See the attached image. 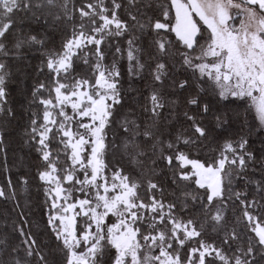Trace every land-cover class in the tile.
Masks as SVG:
<instances>
[{"label": "snow or ice", "instance_id": "snow-or-ice-1", "mask_svg": "<svg viewBox=\"0 0 264 264\" xmlns=\"http://www.w3.org/2000/svg\"><path fill=\"white\" fill-rule=\"evenodd\" d=\"M29 21L43 30H26ZM68 23L59 47H49V26L55 32ZM32 51L42 57L39 71L46 68L51 81L32 88L25 143L43 163L37 175L60 256L46 254L21 227L20 244L0 239V264H264V204L233 188L243 180L264 193V180L247 177L257 162L249 140L226 139L210 162L192 158L180 146L197 145L215 129L185 111L192 134H173L177 101L164 90L167 80L179 89L190 86L189 79H173L169 64L178 65L191 73L199 92L221 101L247 100L264 130V0H0V117L8 123L15 116L9 85ZM77 61L89 75L76 74ZM121 62L130 79L151 77L139 110L135 104L122 110ZM187 104L199 105L198 96ZM202 113H209L207 104ZM215 120L216 128L230 123L226 115ZM7 134L0 123V153ZM259 152L264 167V147ZM109 154L120 160L113 164ZM124 160L127 171L117 166ZM157 168L166 169L165 177L180 190L178 196L173 191L174 200H165L163 183L153 178ZM0 197L6 198L3 188ZM230 202L241 206L236 223L244 235L229 229ZM193 210L202 222L190 215ZM208 230L219 243L204 239Z\"/></svg>", "mask_w": 264, "mask_h": 264}, {"label": "trees", "instance_id": "trees-1", "mask_svg": "<svg viewBox=\"0 0 264 264\" xmlns=\"http://www.w3.org/2000/svg\"><path fill=\"white\" fill-rule=\"evenodd\" d=\"M76 3L79 4L80 0H76ZM27 24H31V28L26 27L28 31L37 28L43 30V26L35 25L30 21L26 22ZM70 29V23L61 24L55 32H52L49 26L47 32V35L51 38L49 47L58 48L61 39L69 33ZM149 42L150 37H145L146 49ZM145 58H147V54H145ZM41 60L42 57L38 52L27 53V59L22 62L26 67L18 74V78L14 79L9 85L8 107L14 111L15 116L11 118L10 123L4 117H0V123L6 127L8 133L4 153H0V188H3L6 192V198L0 197V239H7L13 245L20 244L21 237L17 229L22 227L25 233H31L35 236L38 244L46 254L51 251L59 259L60 253L57 242L48 226L49 207L45 203L44 185L37 175V172L42 170L43 163L39 159V154L35 151V148L25 143L28 139L26 131L29 128L32 111L28 105L32 88L40 82L50 83L51 81L46 68L44 72L39 71V68L42 67ZM110 61L111 57H108L107 62ZM169 69L175 81L190 80V86L185 89L173 87V80L165 82L164 90L166 94L170 99L177 101L175 112L170 121L173 134L179 132H183L186 136L192 134L191 122L183 115L185 111L195 115L197 120L202 122L206 128L215 129L207 140L198 142L194 146L181 145V149L189 152L192 158L210 162L218 155L219 147L226 139H238L244 135L249 140V150L253 151L257 157V162L249 165L247 177L254 182L264 180V167L260 165L261 153L259 152V149L264 147L261 143L264 140V130L260 129L254 110L248 107L249 103L247 101H221L218 96L210 92H199L195 82L191 81L190 72L179 68L178 65L177 68H172L171 63ZM75 70L78 76L90 74L87 66L79 61L76 62ZM121 71L123 74L122 85L125 91L122 110L126 111L134 104L139 110V106L147 102L146 97L152 83L151 77L145 73L144 79H130L127 75L125 62H121ZM193 96H198L199 105L187 104V100ZM204 104L209 106V113L206 115L202 113ZM34 110L42 112L40 106H34ZM218 115L229 117V125L224 128H216L215 117ZM245 124L247 126L242 127ZM249 128L252 129L250 134L248 132ZM109 138H111V134ZM107 160L115 164L116 161L120 160V157L119 155L113 157L109 154ZM117 166L124 167L125 171L129 168L126 160ZM165 173H167L166 169L161 172L160 168H157V175L153 178L163 183L166 190L165 200H174L173 191L178 196L180 190L175 188L170 178L165 177ZM167 176L170 177V173H167ZM9 180L12 182L11 188L8 186ZM23 180H26L27 184L23 183ZM194 188L195 186L191 185L189 190ZM233 188L236 191L247 192L249 200L255 198L264 204V200H261L264 193H257L255 183L246 184L243 180H238L234 181ZM141 194L146 195L143 190ZM182 214L185 219L188 218L189 213ZM190 215L202 222V217L197 211L193 210ZM226 215L229 220V229L236 227L237 231L244 235L246 230L243 225L236 223L237 218L242 219V209L239 202L235 205L230 202ZM204 239L210 242L215 239L219 243L217 234L212 233L210 230L205 233ZM191 246H195V241L191 242L190 245H186L181 255L186 256L188 248Z\"/></svg>", "mask_w": 264, "mask_h": 264}, {"label": "rangeland", "instance_id": "rangeland-1", "mask_svg": "<svg viewBox=\"0 0 264 264\" xmlns=\"http://www.w3.org/2000/svg\"><path fill=\"white\" fill-rule=\"evenodd\" d=\"M198 19V18H197ZM202 23V22H201ZM230 100H231V98H230ZM245 101H247V100H245ZM248 102V101H247ZM249 103V102H248ZM254 110V112H255V109H253ZM256 114V113H255ZM111 175V173H109V176ZM111 222H115V217H109V223H111Z\"/></svg>", "mask_w": 264, "mask_h": 264}]
</instances>
